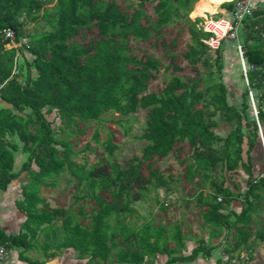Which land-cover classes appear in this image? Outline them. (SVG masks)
I'll use <instances>...</instances> for the list:
<instances>
[{"label":"trees","instance_id":"trees-1","mask_svg":"<svg viewBox=\"0 0 264 264\" xmlns=\"http://www.w3.org/2000/svg\"><path fill=\"white\" fill-rule=\"evenodd\" d=\"M200 1L193 11V0H0V188L7 190L23 172L30 177L24 200L18 202L28 217L24 229L14 237L0 231V241L22 249V259L36 244L48 259L56 257L53 249L75 250L87 264H158L159 256L168 257L166 264H176L206 253L200 245L190 256H177L186 249L183 226L156 223L136 207L151 190L174 191L177 178L166 176L154 162L178 156L186 146L190 153L180 160L185 169L182 180L192 186L189 203L211 227V238L235 229L231 252L250 244L254 215L264 212V175L254 177L251 156L260 141V128L264 133V7L245 21L247 37L242 43L246 62L257 68L249 73V85L257 106L251 103V112L257 117L258 111V123L248 117L246 101L242 109L229 104L222 76L223 48L211 50L202 41L210 36L199 28L202 20L190 18L206 16ZM225 5L233 9L235 1ZM185 19L190 40L182 56L191 75L177 63L173 50L179 47L178 38L170 42L164 38L166 28ZM31 24L36 27L33 32ZM7 29L15 31L17 42L27 39V43L9 48ZM94 31L87 43L82 33ZM132 41L149 43L154 52L161 49L160 56L138 57ZM170 69L174 73L165 87L150 92L157 74ZM45 109L58 111L63 124L59 131ZM140 110L147 111L143 134L138 136L147 142L141 157L120 166L114 161L120 146L109 131L102 143L108 160L101 158L92 166L86 158L82 163L75 160L79 153L71 136L74 129L83 133L81 123L106 121L103 116L110 113L118 114L115 122L123 125ZM219 119L232 128L225 137L216 132ZM65 127L69 134L59 136ZM130 131L126 129V134ZM94 141L101 143L99 130ZM20 149L27 160L15 172ZM85 151L93 150L87 145ZM240 168L249 175L244 194L226 187L227 173ZM64 174L76 183L69 209L52 207L42 197L43 189L56 187ZM235 200L243 202L241 214L230 211ZM157 203L166 211L167 202L157 198ZM260 228L257 238L264 241V227ZM40 237L45 239L41 245Z\"/></svg>","mask_w":264,"mask_h":264},{"label":"rangeland","instance_id":"rangeland-1","mask_svg":"<svg viewBox=\"0 0 264 264\" xmlns=\"http://www.w3.org/2000/svg\"><path fill=\"white\" fill-rule=\"evenodd\" d=\"M196 1L197 0H193L192 3L193 9L195 7ZM229 1L231 0H213V2L211 0V3L208 6H204L203 4L207 2V0H202L200 1V4L202 5V8L200 7L201 13L202 14L210 13L212 15H215L217 14V11L219 10L220 6L223 3ZM211 6H213V9L216 11L215 14L213 13L214 10L212 9ZM261 6L264 7V4H262ZM148 10L150 14L152 15L154 14L152 5L148 6ZM215 17L219 18L220 16L216 15ZM190 18L192 20L194 19L191 16ZM186 20L187 19L183 20L182 22H176L173 27L166 28V33L164 38L168 42H170L175 38H178L177 42L179 43V47L173 50L176 56L178 57L177 63L179 64L180 67L188 71V75H191L192 74V72L190 71L191 67L182 56L183 53L186 52V45L190 40V34L188 30L185 28L187 27V25H184L186 23ZM243 27L244 24L239 29L240 42H244L245 38L247 37V33L245 32L246 30ZM28 28L29 31L33 32L36 27L34 24H31ZM181 28H183V30H181ZM256 30H258L257 27H255V29L253 27V31ZM85 33L86 32H83L82 35L85 36V41L87 43L91 42L92 37L96 35L95 31L93 35L91 33L85 35ZM256 37H258V34L256 35ZM81 39L82 37H79L78 42L80 43L83 42L81 41ZM131 45L134 54L137 55L138 57H143L144 55L146 56V54H152V53L155 54V56L157 55L160 56L161 53V49H158L157 51L154 52V50L150 48L149 43L132 41ZM222 48H223L222 51H224V49L225 51H230L233 50L234 48L237 51V41L226 40V42L223 43ZM236 51L234 53L235 61L230 63L229 67L227 64L226 69L224 64L222 76L224 82L230 83V81L232 80V85L236 83L240 85V88L242 87L243 92H246L249 89V86H248V82L242 76V71L240 66L241 62L239 59V54ZM228 68L229 70H232L233 73L227 72ZM173 73L174 70L172 69L166 72L162 70L159 74H157L156 80L152 81L149 91L152 92V91L162 90L167 84V80L171 78V75ZM176 75H182V73L176 72ZM216 76L220 78L219 74H216ZM234 91L236 94H238L239 92L237 90ZM258 94H261V91L257 92V95ZM244 101H246L247 104L249 105V111L247 113L248 117L251 120L257 121V117L254 116L251 112V102L249 100V97L244 99V94H243V103ZM242 108H243V104L239 107V109ZM29 112L30 111L24 113L23 116H26L27 114H29ZM44 112L47 114L46 116L48 120L53 123V128L56 131H59L58 129L61 126H63V124L61 123V120L59 118L58 111L57 110L49 111V109H45ZM146 115H147L146 110H140L135 116L130 117L132 119L130 123H126V121H124L123 125H121L118 122H115V120L119 118L118 114H110V113H107L103 116L106 121L81 123L80 127L83 129V133H78V129H74L76 133L75 135L71 136L73 143L76 142V144H74V149L79 153V156L76 157L75 160L77 162L82 163L84 161V158H86L89 166L96 164V162H98L101 158H103L104 160H108L109 156L108 154H106L105 149L102 146V143H105L108 140L110 136L109 131L113 133L115 143L120 146V149L116 151L114 156V161H116L120 166L125 167L127 163L130 162L133 158L141 157L143 149L146 146L147 142L141 141L138 138V136H141L143 134ZM126 119L129 118L127 117ZM128 128H131V131L129 134H126V129ZM97 130H99L100 132L101 143L99 144H97L94 141V135ZM64 133L65 135L69 134V129L67 127H65L63 132H59V136L64 135ZM87 145H90L93 151H85ZM245 149L246 151L248 150L247 144L245 145ZM189 153H190L189 147L186 146V149L182 154L178 156L172 154L165 159L156 160L154 162L155 167L160 169L162 172H164L166 176L173 175L177 178L176 182L172 184V187H175V189L171 193L167 191V189H163V191L162 190L160 191L162 192V194L157 193L155 190H151L147 194L146 199L141 203H137L136 207L138 208V211L141 215L152 218L156 223H159L160 221H165V223H170V224L180 222V224H182L189 231L196 232L197 230H203V228H201V223H203V221L200 216L199 209L195 206V204L189 203V194H191L189 188H191V186H187V185L184 186L182 177L185 172V169L184 166L180 164V160L188 157ZM245 158L247 159V154H245ZM25 160H27V155L24 161ZM253 166H255V170L254 169L253 170L256 173L254 174L256 177L262 176V174L264 175V145L261 139L255 150L253 151ZM33 167L34 169H36L35 166ZM256 167H258V169H256ZM260 171L261 173H259ZM143 174L146 177L149 176V170L147 169V167H145ZM21 176H20L21 179L28 180L29 182L30 177L26 172H23ZM179 178L181 181H179ZM56 182L58 184L56 187L43 189L42 197L47 199L48 202L52 205V207H62L67 209L71 208L74 202V194L76 193L75 190L76 183L74 179H72L68 174H64L62 178L60 179L58 178ZM176 187H178V189ZM208 190L209 188L207 189V191ZM157 198L163 204H165V202L168 203L166 207L167 208L166 211H162L161 209H159L160 206L157 203ZM89 209L90 207L88 206L87 210ZM58 225H60V222ZM38 242L40 245L44 243L45 242L44 237L39 238ZM52 251L56 253V257L50 258L49 260L52 259L58 260L61 258L62 264H64L63 263L64 257L67 258L68 262L70 260L72 261V259L74 258L80 259L79 253L76 252L75 250L71 251V250L63 249L57 251L56 249H53ZM37 252H38V257H43L41 251H37ZM72 253L76 254V256H74L73 258H71ZM80 260H82L80 261V264H87L88 262V260L86 259H80ZM59 264H61V262Z\"/></svg>","mask_w":264,"mask_h":264},{"label":"crops","instance_id":"crops-1","mask_svg":"<svg viewBox=\"0 0 264 264\" xmlns=\"http://www.w3.org/2000/svg\"><path fill=\"white\" fill-rule=\"evenodd\" d=\"M232 1L233 0L223 3L217 11L216 15L231 19L234 7L233 9H229L228 7H226L225 4H228ZM258 1L264 4V0ZM198 2L195 3V7ZM195 7L193 11L195 10ZM198 18L201 17L194 18L193 20ZM235 48L230 51H225V49L223 51L225 69L227 67V64L229 67V64L235 61ZM227 72L233 73V71L229 70V68ZM225 83L229 91V104L239 108L243 104L244 92L242 91V87L240 88V85L236 83L232 85V80L230 81V83ZM234 90L239 91L238 94H236ZM5 105L10 107L7 104ZM231 129V126L227 122L219 119V126L216 128V132L219 135L225 137L229 134ZM251 156L253 163V152ZM25 157L26 155L24 154L22 149H20V151L16 154V164L14 169L15 172L20 171L23 163L25 162ZM253 169L255 170V166H253ZM256 169H258V167H256ZM254 170L253 173L256 174ZM259 173H261V171ZM21 177L12 181V183L8 186L7 190L4 191L0 188V231L3 232L5 237L18 236L23 231L24 225L28 219L26 213H24L18 207V202L20 200H24V187L26 184H28V180H23L21 179ZM254 177L256 178L255 175ZM248 178L249 175L242 168L235 172H228L226 187L229 188L231 191L235 192L236 194H244L248 190ZM183 182L184 186L187 185L185 181ZM189 189H192V186ZM230 211H233L236 214H241L243 211V202H241L240 200H235L230 206ZM225 213H227V211H225ZM254 220V223L251 225V227H249V229H251L250 233L253 234L250 240V244L235 253L231 252L232 245L235 242V229L231 230L230 232L224 229L221 236L212 239L211 227H209L208 225L206 226L203 219V223H201V228H203V230H197L196 232L189 231L181 224L183 226L184 236H186V249H184L183 252L178 254L177 256H190L193 253L194 249L198 248L200 245L204 247L203 249L206 251L207 254L203 253L191 262L176 264H264V241H260L257 238V235L261 230L260 226L264 227V213L262 211H259L257 214L254 215ZM173 246L175 245L173 244ZM9 249V259L2 264H59L60 262L62 264L61 258L58 259L59 263L57 259L49 260L48 258H46L44 256L43 251L41 250V247H39V245L37 244L33 249L24 254L25 258H27L26 260L22 259V249L17 247H11ZM37 251H41L43 257H38ZM74 256H76V254L72 253L71 258H73ZM80 261L82 260L77 258H74L72 259V261L70 260L69 262L67 258L64 257L63 259L64 264H80ZM167 261V256H159L158 264H166Z\"/></svg>","mask_w":264,"mask_h":264},{"label":"built area","instance_id":"built-area-1","mask_svg":"<svg viewBox=\"0 0 264 264\" xmlns=\"http://www.w3.org/2000/svg\"><path fill=\"white\" fill-rule=\"evenodd\" d=\"M235 1V6L232 11V18L219 17L216 18V14L212 15L210 13L206 16L201 17L202 20L199 24L205 33L210 36L202 41L211 48V50L217 51L223 47V43L226 40L237 41V52L239 54V59L241 62L242 75L249 85V73L257 70L255 66H249L246 62L245 52L246 49L244 45L239 41V29L245 23L246 20L253 19L257 11H259L262 3L258 0H233ZM196 20V19H195ZM5 36L7 39L11 40V43L7 45L9 48H18L22 46L23 43H27V39L19 43L16 39L15 31L12 29H7L5 31ZM249 97L252 105L256 106L255 92L250 89ZM258 118V111H257ZM259 123V121H258ZM262 138V136H261ZM264 145V138L262 139ZM10 256L9 244L7 242L0 241V264L6 262Z\"/></svg>","mask_w":264,"mask_h":264},{"label":"water","instance_id":"water-1","mask_svg":"<svg viewBox=\"0 0 264 264\" xmlns=\"http://www.w3.org/2000/svg\"><path fill=\"white\" fill-rule=\"evenodd\" d=\"M262 136V138L261 139H263L264 138V133H263V130H262V128H260V137Z\"/></svg>","mask_w":264,"mask_h":264},{"label":"clouds","instance_id":"clouds-1","mask_svg":"<svg viewBox=\"0 0 264 264\" xmlns=\"http://www.w3.org/2000/svg\"><path fill=\"white\" fill-rule=\"evenodd\" d=\"M258 122V121H257ZM260 139H261V137H260ZM261 141H262V139H261Z\"/></svg>","mask_w":264,"mask_h":264}]
</instances>
